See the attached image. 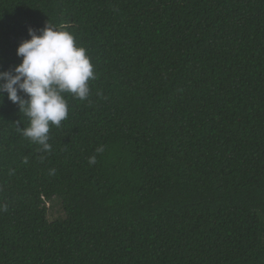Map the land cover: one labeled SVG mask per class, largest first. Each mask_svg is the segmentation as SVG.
<instances>
[{
  "label": "trees",
  "instance_id": "obj_1",
  "mask_svg": "<svg viewBox=\"0 0 264 264\" xmlns=\"http://www.w3.org/2000/svg\"><path fill=\"white\" fill-rule=\"evenodd\" d=\"M47 23L95 79L50 151L2 94L0 264H264V0H0V71Z\"/></svg>",
  "mask_w": 264,
  "mask_h": 264
},
{
  "label": "clouds",
  "instance_id": "obj_2",
  "mask_svg": "<svg viewBox=\"0 0 264 264\" xmlns=\"http://www.w3.org/2000/svg\"><path fill=\"white\" fill-rule=\"evenodd\" d=\"M28 35L30 39L16 50L21 63L11 71H0V100L6 93L9 101L23 109L29 126L20 129L22 135L50 151V126H60L68 115L65 94L87 99L94 66L86 49L63 28L47 23L39 30L29 28ZM95 162V157L89 158L90 164Z\"/></svg>",
  "mask_w": 264,
  "mask_h": 264
}]
</instances>
